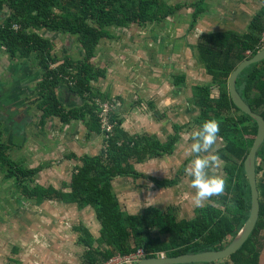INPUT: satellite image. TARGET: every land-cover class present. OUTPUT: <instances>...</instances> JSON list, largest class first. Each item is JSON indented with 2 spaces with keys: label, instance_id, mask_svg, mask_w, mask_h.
<instances>
[{
  "label": "trees",
  "instance_id": "16d2710c",
  "mask_svg": "<svg viewBox=\"0 0 264 264\" xmlns=\"http://www.w3.org/2000/svg\"><path fill=\"white\" fill-rule=\"evenodd\" d=\"M202 4V0L190 5L183 2L169 5L165 0H0V57L5 54L9 60L25 63L33 76L40 75L36 91L37 108L42 114L41 131L48 120L57 118L65 126L74 121L83 122L90 134L101 136L97 101L106 103L110 98L92 86L107 77L105 69L93 64L99 46L106 40L116 39L113 30H126L135 25L141 28L167 26L170 19L189 8L196 10L189 26L192 31L202 12ZM263 30L264 6L251 20L244 35L232 32L206 34L200 36L193 47L196 62L211 82L192 84L188 106L196 110L198 116L189 126L199 128L211 119L220 125L219 136L225 146L217 154L223 161L226 188L219 197L224 210L212 206L196 208L190 220L178 219L172 207L150 209V215L124 211L113 186L117 180H143L157 190L176 186L178 180L145 176L136 167L172 157L179 135L188 127L173 126V134L163 143L155 136H130L123 130V121L117 114L110 117L114 127L105 142V150L96 157L81 159L82 165L75 169L71 183L63 184L61 189L37 183V177L48 170L50 164L31 170L25 162L14 161L11 157L14 147L4 140L0 129L1 173L6 180L13 181V188L25 200L23 205L33 203L42 207L46 203H58L80 210L94 209L101 226L100 248H94V239L85 225L76 228L81 233L78 242L87 250L84 254L86 264H106L117 256H127L139 249L145 250L146 258L223 249L249 216L251 194L243 165L257 134L256 123L232 104L228 79L239 64L264 48L260 44ZM52 35L74 37L81 47L82 59L66 57L61 61L55 57ZM172 79L174 89L186 86L184 75H175ZM62 85L69 86V91L83 101L82 106L68 109L67 104L64 106L59 101L56 90ZM213 89L218 93L215 98L211 96ZM236 90L251 111L264 120V61L246 68L238 76ZM6 112L0 108V119H8L7 125L15 133L24 130V123L15 122L14 115ZM163 117L159 118L162 120ZM20 145L16 142L17 147ZM263 172L264 143L256 157L257 187L262 189L260 198L264 195L263 182L259 181ZM263 243L264 205L260 203L259 218L249 238L236 253L218 262L258 264Z\"/></svg>",
  "mask_w": 264,
  "mask_h": 264
},
{
  "label": "rangeland",
  "instance_id": "374dc122",
  "mask_svg": "<svg viewBox=\"0 0 264 264\" xmlns=\"http://www.w3.org/2000/svg\"><path fill=\"white\" fill-rule=\"evenodd\" d=\"M165 1L169 5H174L180 0ZM253 2L254 5L258 7L260 3H264V0H254ZM170 20V25L173 27L168 25L172 29L163 25L161 28L152 25L149 26L151 27V32L146 33L144 38L143 33L137 31L138 26L135 25L130 27L128 32L125 34L122 33L119 37V41L110 43V47L106 45L104 49H99L102 48V43L93 60L95 67H108V70L112 72L116 67H124L125 69L131 67V64L135 63L134 58L139 55V57H141L137 62L143 67L139 68V70H144L145 73L147 71L146 68L156 70L155 72L153 71L150 81L146 80L147 76L144 73L142 80L147 82L144 90L147 95H142L144 91L138 93L134 92L129 101V106L138 104V111L135 113L139 116V120L148 122V124H150V122H154L153 124H161V129L157 131V129H150V127L147 126L144 127V123L139 122L135 115L129 116L127 121L129 124L131 123L134 134L143 136L149 131L150 136H157L161 141L167 139L168 135L171 133L173 124L187 125L186 127H188L191 125L189 123L190 120L197 115L194 114L188 106V99L191 97L189 81L187 86L181 88L182 91L179 96L175 97L170 95L172 92L171 79L174 77L173 75L185 74L188 79L197 84L203 82L205 78L203 71L196 65L195 60H193V56L190 58L189 55V49L195 45L194 40L192 41L190 39L186 46L177 45L183 44L181 40L186 42L187 35L182 34L184 31L180 30V27L177 28V26H174V18ZM179 21L182 22V19ZM173 28L180 32L179 36H174V31H172ZM41 35L45 36V32H42ZM50 39L53 41L55 47L53 55L61 61L66 57H71L76 60L82 59L81 47L75 41L76 39L74 37L52 35ZM163 41L167 43V46L163 44ZM157 43H161L165 51L169 50L172 46L174 58L166 60L165 55L161 56L163 53H159L158 48V50L153 49L151 44L155 46ZM144 45H147V47H144ZM138 49L141 52L140 54L138 53ZM181 49H184V51H182L184 52V56L179 58L178 51ZM194 53L196 54V50ZM1 56L0 108L5 112L7 111L5 114L9 113V115H14L15 122L27 123L26 116L29 114L28 112L32 111L31 109H35L33 111L37 116L41 115V113L38 115L36 107L38 104V97L35 90L36 84L41 81L40 75L33 76L30 71L31 68L25 63L9 60V57L5 54ZM159 57L162 58V62H160ZM26 77V80H30L34 77L33 82H24L23 80ZM123 77L126 78L128 76L123 75ZM128 78L127 80H129ZM151 83L153 87H149ZM161 85L163 86V88H161L163 92L157 95L158 87H161ZM58 91L59 93L57 94L63 97L61 102H65L66 100V102H69L67 103L68 105H73L76 99L80 101L77 96L66 88ZM211 96L213 98L217 97L216 90L212 91ZM160 98L163 102L159 107L158 102H160ZM167 99H170V101ZM139 100H141V105L138 103ZM166 101L167 103H165ZM30 103H33L35 107L32 106L30 109L28 108V110H26L23 106H30ZM82 104L83 101H80L79 106H82ZM152 104H155L154 107L159 109H153L151 107ZM67 108L69 109L70 107L67 106ZM123 108L125 109V107ZM120 110L122 111V109ZM24 112L25 114H23ZM122 114L124 113L122 112ZM121 116L122 115H120V117ZM161 116L164 117L163 120L159 122L157 119H160L159 117ZM7 123L8 119H0V129L1 133H4V140L7 141L10 146L14 147V150L11 152V157L14 161L21 162L26 160L30 164L29 166L34 170L40 169V167L45 164H50L49 169L44 170L37 177L38 184L61 189L63 183H70L73 170L78 163H75V161L70 162L65 159L66 145L60 144V140L62 139L61 134L58 133L55 136L54 133L56 131H53L51 139H48V137L45 138L46 127L44 131L40 133L38 123L37 125L29 126V128L25 130H20L19 133H15L8 127ZM72 124L80 125L77 126L76 129L74 128L72 134L73 143L83 148L79 138H82L84 125L78 122H73ZM192 131L194 130L188 127L182 132V144L180 147H177V151L171 158H165L158 162L156 161L153 167L149 165L146 170L139 168V171L142 170L147 172L146 174L149 175V177L152 176V178H173L174 173L179 171L186 160L194 159V156L188 152V147L192 141L187 138V134ZM49 133L52 132L50 131ZM20 136L24 138L22 139L23 143L20 147H17L16 142L18 143L17 140ZM98 141L100 146L97 151L101 153L102 150L100 151V148H104L105 137H99L97 139V142ZM219 146L220 144H216L214 147L217 149ZM83 149L85 150V148ZM71 154L76 153L72 152ZM88 154L94 156L93 152V155L90 153ZM76 155L78 157L84 156ZM220 170L221 167L215 170V174L223 176ZM5 177L6 176L1 173L0 169V264H86L84 254L87 250L83 246L77 244L78 233L75 227L85 223L93 231L95 236L93 238L95 247H98L97 245L100 246L96 237H98V232L101 231V228L98 224L99 222H97L95 212H93L91 208L80 211L76 206H65L58 203H48L45 204L44 207H27L22 203L23 196L16 188L11 187L10 182L7 181ZM180 179L181 183L175 190L167 191V196L169 195V198L165 202L159 199V194L157 191L153 190V185L151 186L150 183L145 181L134 182L128 179H122L115 181L113 186L122 209L128 213H143L150 215L151 212H148L150 209L161 208L164 210L167 207H172L177 210L178 219H189L194 216L193 211L195 206L191 200L192 195H194V189L190 187V177H188L185 172H183ZM259 181L264 183V172L261 174ZM144 192H147V194L142 195ZM161 194L162 193H160V195ZM212 200L217 202L216 207H222L219 203L220 197L214 196ZM260 201L261 204L264 205V195L261 197ZM206 203L207 201L205 204ZM24 206L26 208H24ZM154 234L155 236L159 235L157 231H155ZM163 239L166 240L165 237ZM161 255L164 256V254ZM215 264H225V262H218ZM258 264H264V243L260 251Z\"/></svg>",
  "mask_w": 264,
  "mask_h": 264
},
{
  "label": "crops",
  "instance_id": "0c3cea01",
  "mask_svg": "<svg viewBox=\"0 0 264 264\" xmlns=\"http://www.w3.org/2000/svg\"><path fill=\"white\" fill-rule=\"evenodd\" d=\"M200 1L201 0H180L178 3L183 2V3H186V4L190 5V4H196L197 2H200ZM253 1L254 0H202V2H203L202 6H201L202 12L199 13L196 25H195L194 29L191 32L189 31V26L191 24V21L193 19V16H194L196 10H193L192 8H189V9H184V10L180 11L174 17V26H177V28L180 27V30L184 31L182 34L183 35H187V41L185 42L184 40H181L183 44H177V45L186 46L187 42L190 41V39L192 41L194 40L195 45H196L198 38L200 36L206 35V34L232 32V33L244 35L246 32H248V26H249V23L251 22V20L254 18L255 15H257L260 12V10L263 8V5H264V3H262V4L260 3V5H258V7H256L254 5ZM180 19H182V22L179 21ZM175 21H177V22H175ZM168 24L170 25L171 23L168 22ZM169 25H167L166 27L167 28L173 27L172 25H170V27H169ZM149 26H152V25H149ZM149 26L145 27V28H141V27L138 26L137 31H139V33L141 31L143 33V38L146 36V33L151 32V30H150L151 27H149ZM170 29H172V28H170ZM129 30H130V28L126 29V30H117V31L113 30L112 33H113V35L115 36L116 39L114 41H108V40L104 41L103 44H102V48H99V49H104V46H106V45H107V47H110V43H114V42L119 41V37L122 35V33L125 34ZM131 31H132V29H131ZM172 31H174L173 34H174L175 37L180 35V32L178 30H174V28H173ZM58 36H60V35H58ZM178 42H180V41H178ZM163 44L165 46H167V43H164V41H163ZM151 45H152L153 49H157L158 48L159 49V53H161V54L163 53V55H161V56L165 55L166 60L174 58V50H173L172 46H171V48L169 50L165 51L164 48H163V45L161 43H157V44H155V46H153V44H151ZM195 45H193L192 48L189 49V52H190L189 55H190V58L193 56V60H195L196 65L204 73V70H203L202 66L198 65V63L196 62L197 55L194 53V50H193V47ZM144 47H147V45H144ZM182 51H184V49L183 50L181 49V50L178 51L179 52V56H178L179 58L184 56L183 55L184 52H182ZM164 52H166V53H164ZM138 53L139 54L141 53L139 51V49H138ZM140 57H139V55H137V57L134 58L135 59V63H132L131 67H128L127 69H125L124 67H120V68L116 67L115 70L111 72L110 70H108V67L103 68L101 66H97L100 69H103V70L106 69L107 77H106V79L99 80L97 83H92V86L94 87V89L96 91L100 92L101 94H103L105 96H108L110 98L109 100H116L120 104V107H119V109L117 110L116 113H117L119 119L123 121V126H122L123 130L127 134H129L130 136H133V137L134 136H141V135L133 133V129H132L131 123L129 124V122L127 121L129 119V116H134L135 115L136 119L139 122L144 123V125H145L144 127L147 126V127H150V129L151 128L152 129H157V131L159 129H161V127H162L161 124H157V123L153 124L154 122H150V124H153V125L148 124V122H142V120H139V118H138L139 116L135 113L136 111H138V104H135L133 106H129V101L132 98V94L134 92L138 93V92L144 91L145 88H146V85H147V82L142 80V77L144 76V73H145L144 70H139V68H143L137 62V60ZM159 60H160V62H162V58L161 57H159ZM146 70H147L146 73H145L146 76H147L146 80L150 81V79H151V77L153 75V71L155 72L156 70H150V69H147V68H146ZM123 75H126L129 78L128 77L125 78V77H123ZM175 75L176 76L184 75L185 76L186 86L188 85V81H189L190 82V87L189 88H191L193 82L190 79H188L185 74H174L173 76H175ZM203 75H204L205 78H204L203 82H201V83L202 84H204V83L205 84H210L211 79L208 76H206L205 73ZM33 78H31L30 80H26L27 79V77H26V78H24V82H33ZM127 78L130 81L127 80ZM194 81H196V80H194ZM39 83H37L36 85H38ZM157 83H159V82H157ZM171 83H172V79H171ZM61 87L56 90V95H57L59 101H62L63 97H61L60 94H57V93H59L58 90L63 89V88H66V89L69 90V86H67V85H62ZM149 87H153V84L152 83L149 84ZM171 87L173 89L171 88L172 92H171L170 95H173V96L176 97V96H179L181 94V91H182L181 88L180 89H174L172 84H171ZM158 88L159 89H158L157 95H160L161 92H163V90L161 91V88H163V86L161 85V87H158ZM36 89H37V86H36L35 90ZM145 92L146 91H144L142 93V95H144V96L147 95V93H145ZM190 95H191V90H190ZM112 97H115V98H112ZM167 100L170 101V99H167ZM159 101L160 102H158V105L160 107L161 103L163 101H161V98L159 99ZM140 102H141V100L138 101V103H140ZM62 103L65 106L69 102H66V100H65V102H62ZM79 103H80V101L76 99L75 103L73 104L74 106L73 105H68V104L66 106H69L70 108H73V107H75L76 104L78 105ZM165 103H167V101ZM141 104L142 103H140L139 105H141ZM154 105L155 104L151 105V107L153 109L155 108ZM32 106L35 107V105L33 103L30 106H23V107H25V109L28 110V108L30 109V107H32ZM123 107H125V109ZM120 109H122V111ZM158 109L155 108V110H158ZM31 110H32L31 111L32 113L28 112L29 113L27 115L28 117L26 116L27 123H24V125H25L23 127L24 130L29 128V126L37 125V123L39 125V123H40V118H41L42 114L40 115V112H39L38 108H37V111H38V115H40V116H37V114L34 113L33 110H35V109H31ZM122 112L124 114H122ZM23 114H25V112ZM120 115H122V116L120 117ZM157 120L159 122H161V119H157ZM77 126H80V125L71 124V125H66L65 126L64 124H62L60 122L59 119L53 118V119H50V120L47 121L46 134L44 135V137L45 138L48 137V139H51L52 135H53V131H56L54 133L55 136L58 133L61 134L62 139L60 140V144L66 145L65 146V152H66V154H65L66 158L65 159L66 160H67L68 156L71 155L72 152H74V153H76L78 155H89L88 153L92 154V152H93L94 156H91V157L98 156L100 154V152L97 151L99 146H100L99 145L100 144L99 143L100 140L97 142V139L99 137L96 136V134H90L85 125L83 127L84 130H83V133H82V138L80 137L79 140H80L83 148H85L86 151L81 146L73 143L72 134H73L74 128L76 129ZM173 126H174V124L172 125V127ZM43 131H44V129H43ZM50 131L52 133H49ZM152 131L156 132L155 130H152ZM145 135H150L149 131ZM145 135H143V136H145ZM153 135H155V134H153ZM170 135H172V128H171V133L168 136H170ZM155 137H157V136H155ZM22 139H24V138H22ZM22 139L17 140L18 143L22 144L23 143ZM166 140L165 141H161L160 140V141L164 143V142H166ZM59 146H61V145H59ZM101 150L102 149L100 148V151ZM156 161L158 162V160H155V161H150V162H148L146 164H143V165H138L136 167V170L139 173H141V174H143L145 176H149V175L146 174L147 172H144L142 170H141L142 172L139 171V168L146 170V168H148L149 165H151L153 167V164ZM22 162H25L27 167L29 169L33 170V168H31L29 166L30 164L26 160L22 161ZM150 177H152V176H150ZM128 180H132V179H128ZM132 181H134V180H132ZM142 181L143 180L134 181V182H142ZM9 182H10L11 187L13 188L14 187L13 181H9ZM151 186H152V184H151ZM173 189L174 188L166 189V190H158L157 193L159 194V199H161L163 202H165L169 198V195L167 196V191H170V190H173ZM153 190H154V188H153ZM145 193H147V192H145ZM160 193H162V194L160 195ZM163 197H165V198H163ZM24 201L25 200L23 198V202L22 203H24ZM46 204H48V203H46ZM24 205L27 206V207H31V206L37 207L33 203L32 204L31 203H26ZM25 206H24V208H26ZM44 206H45V204L42 205V207H44ZM89 208H91V207H89ZM86 209H88V208H86ZM86 209H84V210H86ZM93 212H94V210H93Z\"/></svg>",
  "mask_w": 264,
  "mask_h": 264
},
{
  "label": "water",
  "instance_id": "95a60500",
  "mask_svg": "<svg viewBox=\"0 0 264 264\" xmlns=\"http://www.w3.org/2000/svg\"><path fill=\"white\" fill-rule=\"evenodd\" d=\"M262 61H264V49L257 53L253 58L239 64L228 79V93L232 104L242 114L251 118L257 125L256 137L243 165L244 173L249 184L251 194L250 212L244 225L231 240V242L221 250L207 251L196 254H184L175 257L159 256L145 258L136 264H212L218 261H223L228 259L232 254L236 253L253 232L259 218L261 203V198L257 187L256 157L259 149L264 143V120L259 115L253 113L241 99L239 93L236 90V81L238 76L246 68Z\"/></svg>",
  "mask_w": 264,
  "mask_h": 264
},
{
  "label": "clouds",
  "instance_id": "9594fccd",
  "mask_svg": "<svg viewBox=\"0 0 264 264\" xmlns=\"http://www.w3.org/2000/svg\"><path fill=\"white\" fill-rule=\"evenodd\" d=\"M248 53L247 56H249ZM219 132L218 121L211 119L204 121L198 130L187 134V138L192 141L188 152L194 156V159L186 167L185 174L190 177V187L194 189L191 200L197 208L204 207L206 201L214 196H222L225 192L226 178L215 174V170L220 169L223 164L221 157L215 154L214 147L218 139L222 140Z\"/></svg>",
  "mask_w": 264,
  "mask_h": 264
},
{
  "label": "flooded vegetation",
  "instance_id": "af4514ba",
  "mask_svg": "<svg viewBox=\"0 0 264 264\" xmlns=\"http://www.w3.org/2000/svg\"><path fill=\"white\" fill-rule=\"evenodd\" d=\"M264 6V5H263ZM199 84H202V83H199ZM214 90V89H213ZM217 92V91H216ZM217 95H218V93H217ZM81 101V100H80ZM74 106V105H73ZM75 106H79V104L77 105H75ZM119 109V108H118ZM117 109V110H118ZM117 110H115L112 114H111V116L110 117H112V115H115V114H117L116 112H117ZM99 111H100V109H99ZM191 111H193L194 112V114H197L194 118H192V119H195L197 116H198V112L196 111V110H193V109H191ZM192 119L190 120V122L192 121ZM74 122H78V121H74ZM189 122V123H190ZM73 123V122H72ZM71 123V124H72ZM78 123H82V124H84L85 125V123H83V122H78ZM70 124V125H71ZM86 126V125H85ZM174 126H179V127H183V126H187V125H179V124H174ZM39 127H40V123H39ZM188 127H191V129H193L194 131L195 130H198L199 128L197 127V126H195V125H192V126H188ZM101 130L103 131V128H102V126H101ZM40 133H41V128H40ZM112 133V132H111ZM111 133H109V134H111ZM109 134H106L104 131H103V135H101V136H99V135H97L96 134V136H98V137H105V141H104V148L102 149V151L103 150H105V142H106V140L108 139V136H109ZM182 133L179 135V142L176 144V146H175V151H174V154H175V152L177 151V147H180L181 146V141H182ZM217 144H220V146L216 149V153L215 154H217L222 148H224V143H223V141L222 140H220V139H218L217 140ZM219 150V151H218ZM71 156H74L75 158H71ZM85 157H91V156H89V155H84V156H82V157H78L77 155H75V154H71L70 156H68V158H67V160L68 161H75V163H78V165L75 167V169L77 168V167H79V166H81L82 164H81V162H80V160L81 159H83V158H85ZM96 157V156H95ZM171 158V157H170ZM165 159V158H164ZM192 159V158H191ZM163 160V159H162ZM162 160H158V161H162ZM192 160H186L183 164H182V166L180 167V169H179V171L177 172V173H174V177L173 178H171V179H168V178H166V179H161V180H178V182H177V184H176V186H174V190H175V188H177L179 185H180V183H181V179H180V177H181V175H183V172H185L184 171V169L187 167V165L191 162ZM222 166L223 165H221V174H223V170H222ZM75 169L73 170V174H74V171H75ZM73 174H72V176H73ZM223 176H224V174H223ZM158 179V178H157ZM260 179V178H259ZM122 180V179H121ZM70 183H71V181H70ZM70 183H63V184H70ZM263 185H264V183H262ZM40 185V184H39ZM154 186V185H153ZM55 188V187H54ZM154 190L155 191H158L156 188H155V186H154ZM259 191H261L262 189H258ZM147 193H143L142 195H146ZM220 203V205L222 206V202L220 201L219 202ZM216 204H217V202H215V201H213L212 200V198L209 200V201H207V203L205 204V206L204 207H207V206H212V207H216ZM152 207V206H151ZM78 208V207H77ZM197 207H195L194 208V210L196 209ZM218 208H221L222 210H224V207H218ZM93 209V208H92ZM80 210V209H79ZM94 210V209H93ZM80 211H83V210H80ZM95 212V211H94ZM176 212H177V210H176ZM193 213H194V211H193ZM131 214V213H130ZM138 214H140V213H138ZM134 215H136V214H134ZM194 217V216H193ZM193 217H191V218H189V219H187V220H190V219H192ZM97 219V218H96ZM98 222V221H97ZM99 224V223H98ZM81 225H85L89 230H90V233L92 234V237L94 238L95 236H94V234H93V231L85 224V223H82V224H80L79 226H77V227H75V229L76 228H78V227H81ZM100 225V224H99ZM100 228H101V226H100ZM77 232V231H76ZM78 233V238H77V244L79 245V246H83V245H80L79 244V242H78V239H79V237L81 236V233L80 232H77ZM100 237H101V233H100V231L98 232V237H96L97 238V240L99 241V239H100ZM95 242V241H94ZM98 247H95V243H94V248L95 249H99V245H97ZM84 247V246H83ZM85 248V247H84Z\"/></svg>",
  "mask_w": 264,
  "mask_h": 264
},
{
  "label": "built area",
  "instance_id": "2783aa9c",
  "mask_svg": "<svg viewBox=\"0 0 264 264\" xmlns=\"http://www.w3.org/2000/svg\"><path fill=\"white\" fill-rule=\"evenodd\" d=\"M260 44L264 45V30L260 37ZM97 105L100 108L99 117L103 131L106 134H109L113 131V127H114L112 124H110L109 121L110 116L115 110H117L120 107V104L116 100H113V101H108L106 103H101L100 101H97ZM161 257L164 256L161 255ZM145 258H146L145 250L139 249L135 253L127 256H117L111 259L107 264H136Z\"/></svg>",
  "mask_w": 264,
  "mask_h": 264
}]
</instances>
